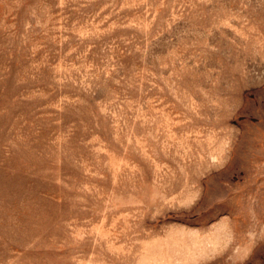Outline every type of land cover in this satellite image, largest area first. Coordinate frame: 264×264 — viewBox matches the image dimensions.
<instances>
[{
	"label": "rangeland",
	"instance_id": "374dc122",
	"mask_svg": "<svg viewBox=\"0 0 264 264\" xmlns=\"http://www.w3.org/2000/svg\"><path fill=\"white\" fill-rule=\"evenodd\" d=\"M0 264H264V0H0Z\"/></svg>",
	"mask_w": 264,
	"mask_h": 264
}]
</instances>
